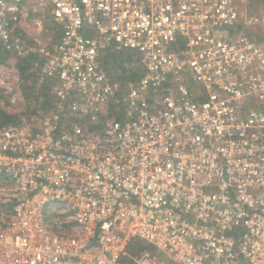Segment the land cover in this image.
Returning a JSON list of instances; mask_svg holds the SVG:
<instances>
[{
  "label": "built area",
  "instance_id": "obj_1",
  "mask_svg": "<svg viewBox=\"0 0 264 264\" xmlns=\"http://www.w3.org/2000/svg\"><path fill=\"white\" fill-rule=\"evenodd\" d=\"M239 1L0 0L57 100L0 128V264H264V49ZM110 46L137 56L123 88Z\"/></svg>",
  "mask_w": 264,
  "mask_h": 264
},
{
  "label": "trees",
  "instance_id": "obj_2",
  "mask_svg": "<svg viewBox=\"0 0 264 264\" xmlns=\"http://www.w3.org/2000/svg\"><path fill=\"white\" fill-rule=\"evenodd\" d=\"M251 37V36H248ZM252 39V38H251ZM0 52L1 58L0 62L7 63L10 57L16 56L14 53L7 50L4 44L0 40ZM136 53L131 51H116L113 46L108 47L101 57V64L105 71L109 74L111 78V82L113 85L121 86V88L125 87L130 82H135L140 76L141 72L138 66H135L136 61ZM110 60H112L115 66H118L119 72L118 74L112 73L111 65L109 64ZM42 62L36 56H29V57H18L17 59V69L20 75V78L23 82V88L26 90V97H29V92H38L40 99L43 100L41 103V107L39 110L42 112H30L29 119L34 115H42L43 113L52 111L56 105V97L53 92V87L56 84V81L53 79H44L39 76L38 70L41 66ZM127 65L128 67H125ZM135 66V67H134ZM119 80L122 82H119ZM29 81H32V86H28ZM121 83V84H120ZM7 99V97H3L2 99ZM120 108V111L118 109ZM122 110V111H121ZM112 113L117 115L118 120L123 119V109L121 108V104L118 102L112 106L111 108ZM35 117V116H34ZM20 116L12 115L8 113L5 109L0 108V128L8 126V125H17L23 124L20 121ZM146 248L143 246L139 241H136L131 246V252L134 256L139 253L140 250ZM147 248H150L147 246ZM133 262H130L132 264Z\"/></svg>",
  "mask_w": 264,
  "mask_h": 264
},
{
  "label": "rangeland",
  "instance_id": "obj_3",
  "mask_svg": "<svg viewBox=\"0 0 264 264\" xmlns=\"http://www.w3.org/2000/svg\"><path fill=\"white\" fill-rule=\"evenodd\" d=\"M238 4L241 12V20L237 27L232 29L233 32L236 31L237 35L251 36L250 38L264 49V27H252L246 23V17L251 14L264 15V0H240ZM46 27L49 30L48 35L54 37L55 25L53 21L48 20ZM17 59V56H12L7 63L0 62V108L5 109L12 115L20 116V121L24 123L34 118V116H37L34 115L30 119L28 117L30 112H38L43 100L40 99L38 92H29V97H26V90L23 88V82L17 69ZM109 62L112 73L115 72L114 74H118V66L112 65V60ZM135 66H137V63H135ZM125 67L128 66L125 65ZM119 82L121 81L119 80ZM32 84L33 82L29 81L28 86L31 87ZM2 96L7 97V99H2ZM39 112H42V110H39ZM66 123L76 124V122L71 120H68ZM91 124V122H88L86 126H91Z\"/></svg>",
  "mask_w": 264,
  "mask_h": 264
}]
</instances>
